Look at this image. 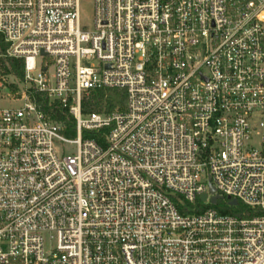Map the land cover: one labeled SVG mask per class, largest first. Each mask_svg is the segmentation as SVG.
I'll use <instances>...</instances> for the list:
<instances>
[{"label":"built area","instance_id":"built-area-1","mask_svg":"<svg viewBox=\"0 0 264 264\" xmlns=\"http://www.w3.org/2000/svg\"><path fill=\"white\" fill-rule=\"evenodd\" d=\"M81 1L0 0L30 88L0 106V264H264V216L209 207L212 185L264 211V0H92L91 31ZM110 89L122 107L82 113Z\"/></svg>","mask_w":264,"mask_h":264},{"label":"trees","instance_id":"trees-1","mask_svg":"<svg viewBox=\"0 0 264 264\" xmlns=\"http://www.w3.org/2000/svg\"><path fill=\"white\" fill-rule=\"evenodd\" d=\"M8 49V44L0 35V55L4 54ZM2 72V73H1ZM0 74L4 76L13 75L15 78L23 81L24 79V61L16 58H0ZM17 90L16 86H11ZM91 98L84 97L82 100V113H110L117 107H122L125 102V93L120 90H96L90 93ZM33 102L40 110L52 121L61 125L60 133L68 139L77 137L76 120L68 109H64L58 102L51 103L48 97L42 93L33 90L31 94ZM100 134L95 132L83 131L82 137L94 138L100 142ZM230 206V201H229ZM231 207V206H230ZM233 207V206H232ZM247 207V206H245ZM211 208V207H210ZM229 209V208H228ZM216 210V209H214ZM223 215H232L238 218H252V209L248 208L245 212L233 213L231 210H216Z\"/></svg>","mask_w":264,"mask_h":264},{"label":"rangeland","instance_id":"rangeland-1","mask_svg":"<svg viewBox=\"0 0 264 264\" xmlns=\"http://www.w3.org/2000/svg\"><path fill=\"white\" fill-rule=\"evenodd\" d=\"M93 19H94V3L92 0H82L80 2V20H81V25L85 30L91 31L93 28ZM3 55V54H1ZM54 70L53 68H50V73L53 74ZM2 73V72H1ZM8 82H16L18 85H14L17 87V90L12 89L13 94L15 95V100L13 102L11 101H6L2 100L0 102V106L2 108H17L23 105L22 100V95L24 93H29L30 88L28 85L22 83L21 80L18 78H15L13 75H9L7 77ZM13 86V84L11 85ZM33 91V89L31 90ZM91 98L92 96H86ZM190 208H195L196 206L194 205H189ZM209 207L216 209V210H231L233 213H238V212H245L248 207H245L242 203H239L238 206H229V200L228 198H222L218 200L216 205H210ZM229 208V209H228ZM253 216H264V211L260 209H255L252 211Z\"/></svg>","mask_w":264,"mask_h":264},{"label":"water","instance_id":"water-1","mask_svg":"<svg viewBox=\"0 0 264 264\" xmlns=\"http://www.w3.org/2000/svg\"><path fill=\"white\" fill-rule=\"evenodd\" d=\"M42 54L44 55V53ZM210 191L213 194V197L210 199V202L212 205H216L218 200L222 199L223 197L216 195V189L212 185H210ZM201 201L204 203L207 202V194H203L201 196ZM238 204V201L235 199L230 201V206H238Z\"/></svg>","mask_w":264,"mask_h":264}]
</instances>
